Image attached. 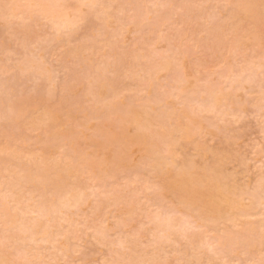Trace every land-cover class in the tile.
<instances>
[{"label":"rangeland","instance_id":"374dc122","mask_svg":"<svg viewBox=\"0 0 264 264\" xmlns=\"http://www.w3.org/2000/svg\"><path fill=\"white\" fill-rule=\"evenodd\" d=\"M0 264H264V0H0Z\"/></svg>","mask_w":264,"mask_h":264}]
</instances>
